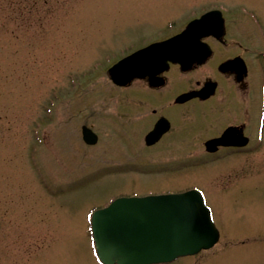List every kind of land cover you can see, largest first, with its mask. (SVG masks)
I'll use <instances>...</instances> for the list:
<instances>
[{"label": "rangeland", "instance_id": "1", "mask_svg": "<svg viewBox=\"0 0 264 264\" xmlns=\"http://www.w3.org/2000/svg\"><path fill=\"white\" fill-rule=\"evenodd\" d=\"M235 6L249 11L252 51L264 55V0H0V264H101L95 210L193 188L220 240L167 264H264V141L234 173L165 142L147 149L117 120L127 94L101 64ZM84 125L97 144L84 142Z\"/></svg>", "mask_w": 264, "mask_h": 264}, {"label": "flooded vegetation", "instance_id": "2", "mask_svg": "<svg viewBox=\"0 0 264 264\" xmlns=\"http://www.w3.org/2000/svg\"><path fill=\"white\" fill-rule=\"evenodd\" d=\"M237 8L212 9L220 10L222 28L200 39L211 51L205 59L186 66L169 62L152 77H135L126 84L112 80L109 69L115 63L180 31L133 50L126 48L128 52L112 51L106 56L109 62L101 63L112 85L120 94H127L116 103L120 108L117 120L123 127L131 128L145 148L153 150L165 142L167 149L175 153L172 155L212 157L210 162L216 164L220 163L218 159L226 160L227 167L223 163L219 166L227 168L225 173L245 168L249 165L248 156L261 149L264 55L261 49L252 51L249 11L246 6ZM118 48L108 46L110 50ZM112 55L114 60L110 58ZM202 91V96L196 95ZM190 93L193 95L189 99L182 98ZM157 128L156 136H161L155 143H148L150 133ZM231 158L239 160L241 166L235 165Z\"/></svg>", "mask_w": 264, "mask_h": 264}, {"label": "water", "instance_id": "3", "mask_svg": "<svg viewBox=\"0 0 264 264\" xmlns=\"http://www.w3.org/2000/svg\"><path fill=\"white\" fill-rule=\"evenodd\" d=\"M220 16L219 10L209 11L191 21L181 33L123 58L110 68L111 78L119 85L126 84L135 77H152L169 62L186 66L205 59L211 51L200 39L222 28ZM196 95L202 96L203 91ZM157 132L158 128L150 133L148 143L159 139L161 134L156 136ZM82 133L85 143L98 142L91 128L84 126ZM91 228L102 264L171 263L211 249L220 240L212 211L197 189L117 198L93 213Z\"/></svg>", "mask_w": 264, "mask_h": 264}]
</instances>
